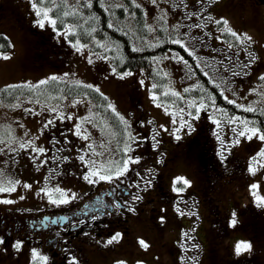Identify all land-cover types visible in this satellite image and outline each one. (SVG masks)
Listing matches in <instances>:
<instances>
[{
  "label": "rangeland",
  "instance_id": "obj_1",
  "mask_svg": "<svg viewBox=\"0 0 264 264\" xmlns=\"http://www.w3.org/2000/svg\"><path fill=\"white\" fill-rule=\"evenodd\" d=\"M68 1L78 4L81 0ZM211 1L207 24L205 21L199 24L201 15H204L202 20L207 19L205 8ZM34 2L0 0V33L11 42L9 50L0 52V87L37 84L52 76L92 85L107 96L113 111L123 118L126 140L118 141V132L99 116L94 102L87 97L62 96L42 100L18 96L12 101H0V140L11 137L13 141L11 145L0 143V179L5 181L2 185L5 187L7 181L19 182L14 184L15 190L0 192L2 220L13 217L26 222L34 214L44 211H73L89 192H95L108 181L91 177L96 182L90 184L84 179L93 164L104 172L114 162L129 157L138 163L153 159L149 165L154 164V168L140 170L138 166L139 176L144 178L147 188L129 211V230H118L108 237L97 235L92 245L79 244L78 237H75L73 241L78 249H71V253L64 249L68 257L57 264H72L73 258L77 264H214L211 250L218 254L219 264H233V258L248 255L253 248L257 249L259 264H264V206H258L256 199L257 196L264 198V167L260 166L264 164V157L259 155L263 146L259 136L248 139L251 135L248 133L238 137L243 128L239 124L226 130H211L210 141L223 160V169L231 171H224L214 184L213 197L223 223H220L223 228L214 242L209 211L197 175L187 156L184 153L179 155L178 151L180 144L177 142L186 133L193 132L191 119L194 114L189 111V103L194 100L183 92L197 80L183 57L176 51H168L159 60L167 76L163 92L177 93L185 101L184 106L177 108L156 99L152 82L143 69L117 70L110 56L94 50L92 42L71 39L68 30H74V23L57 28L46 21L43 28L39 27L36 21L42 17H37L32 8ZM134 2L144 9L151 30L150 38L157 25L164 23L183 32L194 48L195 63L220 81L227 99L246 108L264 104V80L260 79L264 76V4L254 2L253 5L248 0H205L201 7L190 9L187 15L181 16L177 10L186 2L184 0ZM37 6L51 9V5ZM193 16L198 19H192ZM49 17L54 19L50 11ZM221 19L227 20L228 27L237 34L251 36L252 43H234L226 35L228 32L222 31L224 25L215 23ZM65 32H68L67 36ZM40 33L43 35L41 46L37 44ZM179 40L185 51H190L184 39ZM77 42L82 45L79 51L74 46ZM249 54L255 56V60L250 62ZM3 56L9 58L3 59ZM113 68L116 72L112 71ZM124 72L132 75L121 78ZM51 108L57 111H50ZM200 110L206 113L203 108ZM60 114L65 118L61 119ZM69 116L71 119L66 118ZM137 117L139 121L135 120ZM50 120L52 124L45 127ZM184 121L187 124L182 127ZM77 124L81 134L88 139L75 134ZM129 132L135 139L130 142V151L125 152ZM237 139L238 144L235 143ZM28 141H31L30 145L26 143ZM20 143H26V147L20 149ZM12 148L16 151H11ZM33 148H43L44 151L34 152ZM175 154L178 157L171 159ZM80 156H84V161L79 159ZM233 158L237 159L233 164H240L243 168L241 172L240 168L238 173L232 172L229 162ZM133 164L130 163L128 168ZM250 164L255 168L254 173L249 171ZM156 167L162 170L163 194L154 183ZM184 180L189 184L185 185ZM252 184L257 185L255 190L251 189ZM174 187L182 191H174ZM50 199H66L68 202L51 203ZM251 204L258 206L263 213L256 241L251 237L252 230L246 221L255 214V209L247 207ZM233 213L235 224L232 223ZM116 233L121 234L120 238L108 244ZM140 240L147 244L146 248L141 246ZM241 241L249 243L251 248L238 255L236 245ZM33 250L47 260L34 259ZM54 263L43 247L36 249L28 241L20 242L19 249L13 246L0 250V264Z\"/></svg>",
  "mask_w": 264,
  "mask_h": 264
},
{
  "label": "trees",
  "instance_id": "obj_2",
  "mask_svg": "<svg viewBox=\"0 0 264 264\" xmlns=\"http://www.w3.org/2000/svg\"><path fill=\"white\" fill-rule=\"evenodd\" d=\"M77 3H71L68 0H43L38 5H51L50 13L56 20L55 26L57 28H63L68 23H74V30L69 32V37L73 40L92 42L94 50L110 56L117 70L144 69L146 76L152 82L151 89L156 93V99L159 102L171 103L177 108L185 105L181 95H173V92H163L167 76L159 60L164 58L166 52L176 51L189 65L197 80L194 85L187 88L189 91L183 93L196 103L195 106L190 108L192 114L196 112V107L199 106L201 99L206 105L203 108L206 113L199 111L198 116L192 122V134L181 141L178 151L179 155L184 153L187 156L197 175L203 199L209 211L212 240L216 242L215 240H217L223 227L220 224L222 221H220L221 218L213 192L214 184L225 170L222 165L223 160L218 157L217 151L214 150V145L210 141L211 130L219 131L222 128L226 130L232 125L238 124L243 127L239 121L244 120L249 122V127L254 126L261 130V134H264V104L253 107V111H246V107L241 105L238 107L239 104L236 102L228 103L230 99H227L223 94L220 81L195 63L194 49L190 47L191 52H186L184 46L181 47L180 44L172 43L173 40L181 38L184 39L185 44L189 45L183 32L161 25L156 27L155 34L150 38L151 30L146 22L144 9L136 4L134 0H81ZM65 12L70 14L65 16ZM226 35L234 43L236 42L231 35L228 33ZM37 36V44L41 46L43 35L40 33ZM181 44L183 45V42ZM10 45V39L5 34L0 33V52L9 50ZM10 85H19L20 87L9 88ZM10 85L0 87V101H12L18 96H29L42 100L59 99L62 96L69 98L87 97L94 102L99 116L118 132V141L121 143L126 140V124L112 108L108 107L109 100L107 96L99 90L96 91L97 89L93 86L92 89H88L83 87L88 84L80 82L77 84L61 79L48 80V83L44 85L39 83ZM25 85L35 87H25ZM232 117H237L238 120L229 123ZM233 127L236 128V126ZM262 145V149H264V141H262ZM175 157L177 158L178 155H173L171 159ZM236 160L233 158L229 162L232 165L231 170L234 174L239 172V168L241 169L240 172L243 170L240 164H233ZM226 171L231 172L230 170ZM247 207L255 209L251 205ZM261 216V214L255 212L250 219L246 220L252 230L251 237L255 241L257 240L255 235L258 234ZM211 256L214 264H219L218 254L213 253L211 250ZM257 258V249L253 248L248 255L233 258L231 262L233 261V264H258Z\"/></svg>",
  "mask_w": 264,
  "mask_h": 264
},
{
  "label": "flooded vegetation",
  "instance_id": "obj_3",
  "mask_svg": "<svg viewBox=\"0 0 264 264\" xmlns=\"http://www.w3.org/2000/svg\"><path fill=\"white\" fill-rule=\"evenodd\" d=\"M184 1L186 2L183 6L177 10L181 16L187 15L190 9H198L205 0ZM248 1L253 5L254 2L264 4V0ZM211 4L212 2L205 8L206 20H202L204 15H201L199 19L193 16L192 19L200 20L199 24L203 21L207 24ZM139 175L141 176L136 166H133L118 179L114 178L95 192H89L85 199L78 202V206L73 211L67 212L65 221L59 218L52 221V215L57 213L55 211L54 213H36L26 222L14 220L13 217L2 220L0 217L1 247L6 250L7 247H13L17 241H29L37 248L43 247L51 260L57 264L68 257V254L63 252L64 249H69L70 253L71 249H78L77 245H74L75 237H78L79 244L92 245L97 235L108 237L118 230L128 231L129 208L132 209L134 204L138 203L133 197L141 198L143 190L146 189L144 178H140ZM161 181V172H159L155 178V184L162 192ZM47 214L50 216L44 218Z\"/></svg>",
  "mask_w": 264,
  "mask_h": 264
},
{
  "label": "snow or ice",
  "instance_id": "obj_4",
  "mask_svg": "<svg viewBox=\"0 0 264 264\" xmlns=\"http://www.w3.org/2000/svg\"><path fill=\"white\" fill-rule=\"evenodd\" d=\"M42 2H43V0H35V2L32 3V8L35 10L37 17H42V18L38 19L36 21V23L41 28H43L45 26V22L46 21L49 24H52L53 26H55L56 25V20L55 19H51L49 17V11H51V9L48 8V7L40 8V7L37 6L38 4H41ZM153 2H155V0H153ZM69 14L70 13H68V12H65L64 13L65 16H67ZM215 23L218 24V25L222 23L224 25V28L222 29V31L228 32L241 45L251 44L252 43V37L251 36H248L247 34H243V35L237 34L236 32L232 31L228 27V21L227 20H223V19L216 20ZM109 26L111 27V25H109ZM196 27H200V25H196ZM68 31L70 32L71 31V28H69ZM64 35L67 36L68 35V32H65ZM217 39H219V37H217ZM172 43H174V44H180L181 47H183V45L181 44V41L180 40H173ZM74 46L77 47V51H79L80 48L82 47V45H79V42H77V44L74 45ZM232 46L233 45L230 43L229 44V47L231 48ZM249 56H250V62L252 60H255V56H253L252 54H249ZM8 58H9L8 56H3V59H8ZM91 62L92 61L89 60V63H91ZM247 66L248 65H246V67ZM112 71L113 72H116V69L113 68ZM65 75H67V74H65ZM131 75H132L131 72H124L123 75L121 76V78H124L126 76H131ZM57 79H58V77H56V76H52V77H49L48 78V80H52V81H55ZM260 79L264 80V76H261ZM48 80H41V81H39V84L40 85H44V84L48 83ZM76 83L79 84V81H77ZM141 84H143V81H141ZM8 87L9 88H12V87H20V86L19 85H10ZM25 87H35V86L25 85ZM83 87L88 88V89H92V85H84ZM153 87H155V85H153ZM96 91H98V89ZM187 91H189V89H185V92H187ZM173 95H178V94L177 93H173ZM153 99H155V97H153ZM228 103H234V101L229 100ZM189 106L190 107L195 106V102L194 101L190 102L189 103ZM237 106L240 107V105H237ZM108 107L111 108L112 105L109 104ZM205 107H206V105L204 104L203 99H201V102H200L199 106L196 107V112L199 113L200 109L205 108ZM49 110L50 111H53V112H56L57 111L55 108H51ZM245 110L246 111H253V109L251 107H249V108H247ZM60 118L61 119H64L65 117H63V115L60 114ZM66 118L67 119H71L70 116L69 117H66ZM121 119H123V118H121ZM237 120H238L237 117H232V118H230L229 123H232V122L237 121ZM239 122L243 125V128H242V130H240L238 132V137H244V136L248 135V133H251V135H248V139H251L252 136L258 135L259 136V139L262 140V141H264V134H261V130L260 129H258V128L254 127V126L253 127H249L248 126L249 125V122L248 121L240 120ZM51 124H52V121L50 120L45 125V127H48ZM185 124H187L186 121L182 122V125L181 126L183 127V126H185ZM189 127H190V125H189ZM76 129H77V131H76L75 134L77 136H80L82 139H88V137L86 135H82L81 132L79 131V129H80V125L79 124L76 125ZM233 130L236 131L235 129H233ZM177 131H179V129H177ZM134 139L135 138L129 132L128 133V142H126L125 148H124V151L125 152L130 151V142L133 141ZM176 139L179 140L180 139V136L177 135L176 136ZM218 139H219V137H218ZM12 142L13 141H12V138L11 137H7L6 139L0 140V143H7L8 145H11ZM26 143L28 145H30L31 144V141H28ZM26 143H20L19 144V148L20 149H24L26 147ZM235 143L238 144L239 143V139H237L235 141ZM89 147L91 148L92 146L89 145ZM154 147H155V145H154ZM11 151H16V149L15 148H12ZM32 151H34V152H43L44 149L43 148H33ZM259 155L261 157H264V149L261 150V152L259 153ZM79 159L81 161H84L85 158H84V156H80ZM253 159L255 160V158H253ZM138 162H139L138 160H132V158L129 157V158L124 159V160H122V161H120L118 163L117 162H114L113 163V166L110 167L109 169L105 170L104 172H101L99 170V168H95V165L93 164L92 165V168H90L89 173L88 174H85L84 179L87 180L90 184L96 182L91 177H98L99 180H108V181H111L114 178L118 179L120 176L124 175V173L128 170V165L130 163H138ZM257 163H260V162L257 161ZM121 165L123 167H121ZM260 166L261 167H264V164H260ZM93 168H95V170H92ZM249 171L250 172H253V173L255 172V168L251 164L249 166ZM4 183H5V181L3 179H0V192L13 191V190H15L14 184L15 183H19V182L18 181H16V182L7 181V184H8L7 187L2 186ZM147 183L150 184L151 181H148ZM183 183L185 185H188L189 184V182L187 180H184ZM25 187H29V185H25ZM250 187H251L252 190H255L257 188V185L256 184H252ZM173 190L174 191H182L181 188H176V187H174ZM42 191H45V190L42 189ZM56 191L60 192L61 190L57 189ZM61 195H63L62 192H61ZM253 195H255V192L254 191H253ZM133 199L134 200H138V199H140V197L139 196H135V197H133ZM256 199H257V201H259L258 206H264V198L257 196ZM4 202L5 203H10L11 201H4ZM50 202L51 203H67L68 201L66 199H62V200H59V201L50 199ZM117 206H119V205H117ZM132 210L133 209L129 208V211H132ZM232 223L233 224L236 223V221H235V213H233ZM120 235H121L120 233H116L115 235L112 236V238L109 241H107V243L108 244H111L114 241L118 240L120 238ZM0 243H2V241H0ZM139 243L141 244L142 247H145V248L147 247V244H145V242L143 240H140ZM14 247L17 248V249H19L20 248V242H17L14 245ZM250 248H251V245L249 243L243 242V241L238 242L237 245H236V253L239 255L242 251L249 250ZM33 258L34 259H37L38 258L41 261H46L47 260V257L39 256V254L35 250H33ZM72 264H77V262L75 261L74 258H73ZM119 264H123V262H119Z\"/></svg>",
  "mask_w": 264,
  "mask_h": 264
},
{
  "label": "water",
  "instance_id": "obj_5",
  "mask_svg": "<svg viewBox=\"0 0 264 264\" xmlns=\"http://www.w3.org/2000/svg\"><path fill=\"white\" fill-rule=\"evenodd\" d=\"M54 218H56V216H54L53 219H54ZM59 218L61 219V221H63V220H65L66 215H64V214H60V215H59Z\"/></svg>",
  "mask_w": 264,
  "mask_h": 264
}]
</instances>
